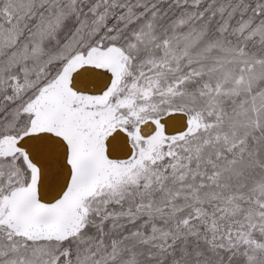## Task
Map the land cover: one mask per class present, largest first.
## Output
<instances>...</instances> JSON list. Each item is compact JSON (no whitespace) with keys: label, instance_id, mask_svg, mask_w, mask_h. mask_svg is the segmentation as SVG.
Wrapping results in <instances>:
<instances>
[{"label":"snow or ice","instance_id":"1","mask_svg":"<svg viewBox=\"0 0 264 264\" xmlns=\"http://www.w3.org/2000/svg\"><path fill=\"white\" fill-rule=\"evenodd\" d=\"M0 264H264V0H0Z\"/></svg>","mask_w":264,"mask_h":264}]
</instances>
